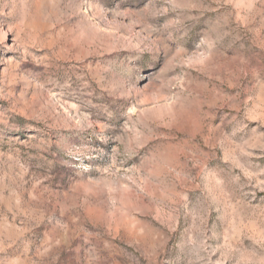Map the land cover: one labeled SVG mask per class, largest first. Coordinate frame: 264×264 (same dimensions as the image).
<instances>
[{
	"label": "rangeland",
	"instance_id": "rangeland-1",
	"mask_svg": "<svg viewBox=\"0 0 264 264\" xmlns=\"http://www.w3.org/2000/svg\"><path fill=\"white\" fill-rule=\"evenodd\" d=\"M0 264H264V0H0Z\"/></svg>",
	"mask_w": 264,
	"mask_h": 264
}]
</instances>
